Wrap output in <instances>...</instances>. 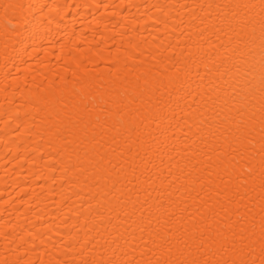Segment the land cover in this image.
<instances>
[{
	"label": "bare ground",
	"instance_id": "6f19581e",
	"mask_svg": "<svg viewBox=\"0 0 264 264\" xmlns=\"http://www.w3.org/2000/svg\"><path fill=\"white\" fill-rule=\"evenodd\" d=\"M0 264H264V0H0Z\"/></svg>",
	"mask_w": 264,
	"mask_h": 264
}]
</instances>
